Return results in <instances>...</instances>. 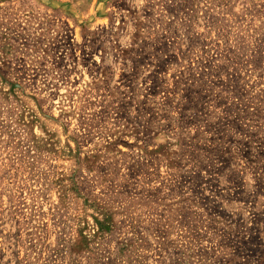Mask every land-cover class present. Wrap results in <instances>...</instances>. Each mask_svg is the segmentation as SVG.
<instances>
[{
	"label": "rangeland",
	"instance_id": "1",
	"mask_svg": "<svg viewBox=\"0 0 264 264\" xmlns=\"http://www.w3.org/2000/svg\"><path fill=\"white\" fill-rule=\"evenodd\" d=\"M0 264H264V0H0Z\"/></svg>",
	"mask_w": 264,
	"mask_h": 264
}]
</instances>
